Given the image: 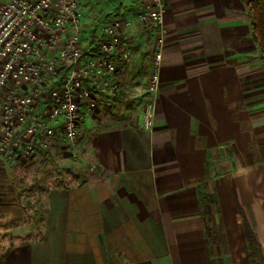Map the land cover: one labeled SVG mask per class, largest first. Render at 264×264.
Wrapping results in <instances>:
<instances>
[{"label":"crops","instance_id":"obj_1","mask_svg":"<svg viewBox=\"0 0 264 264\" xmlns=\"http://www.w3.org/2000/svg\"><path fill=\"white\" fill-rule=\"evenodd\" d=\"M80 2L95 16L132 13V0ZM245 11V0H165L150 128L137 102L155 35L126 30L120 94L82 119L102 176L48 188L41 237L10 246L0 264H211L201 183L223 225L224 262L252 264L237 205L264 257V64Z\"/></svg>","mask_w":264,"mask_h":264},{"label":"built area","instance_id":"obj_2","mask_svg":"<svg viewBox=\"0 0 264 264\" xmlns=\"http://www.w3.org/2000/svg\"><path fill=\"white\" fill-rule=\"evenodd\" d=\"M165 0H132V13H106L84 33L80 0H6L0 6V155L32 158L54 139L71 140L86 112L120 94L117 63L131 56L126 30L155 35L142 91L150 128L162 64ZM94 27V26H93Z\"/></svg>","mask_w":264,"mask_h":264},{"label":"rangeland","instance_id":"obj_3","mask_svg":"<svg viewBox=\"0 0 264 264\" xmlns=\"http://www.w3.org/2000/svg\"><path fill=\"white\" fill-rule=\"evenodd\" d=\"M80 3L85 20L88 21L84 25V33L87 35L95 29L96 25L92 21L106 13L95 16L88 6L89 2ZM244 13L250 20L247 7ZM141 102H137L140 112ZM107 105L111 108L109 103ZM101 176L102 172L96 167L90 150V131L82 121L77 125L75 138L67 141L54 139L46 150L30 159L12 154L0 155V256L16 243L41 237L44 193L48 188L68 186ZM213 198L210 196L203 203L204 220L208 231L210 226L215 225L224 234ZM219 244L214 246V251L216 256L222 258L228 254L225 235Z\"/></svg>","mask_w":264,"mask_h":264},{"label":"trees","instance_id":"obj_4","mask_svg":"<svg viewBox=\"0 0 264 264\" xmlns=\"http://www.w3.org/2000/svg\"><path fill=\"white\" fill-rule=\"evenodd\" d=\"M245 4L250 17L251 38L257 45L260 56L264 64V0H245ZM202 196L200 197V208L204 216L203 203L210 197L206 183L200 184ZM238 218L242 224L244 239L248 245V255L252 264H264V257L261 253V246L258 242L254 230L245 218L242 209L237 205ZM221 225V221L220 224ZM224 240V234L217 229V226L212 225L206 236L208 252L211 257V264H227L222 258L215 255L214 246ZM220 243V244H221ZM219 244V245H220Z\"/></svg>","mask_w":264,"mask_h":264}]
</instances>
